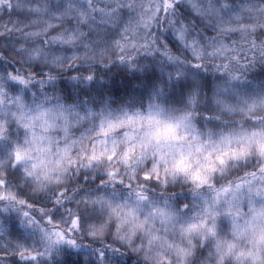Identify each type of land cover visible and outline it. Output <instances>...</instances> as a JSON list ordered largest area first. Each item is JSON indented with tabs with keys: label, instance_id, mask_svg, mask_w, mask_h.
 <instances>
[{
	"label": "clouds",
	"instance_id": "obj_1",
	"mask_svg": "<svg viewBox=\"0 0 264 264\" xmlns=\"http://www.w3.org/2000/svg\"><path fill=\"white\" fill-rule=\"evenodd\" d=\"M0 264H264V0H0Z\"/></svg>",
	"mask_w": 264,
	"mask_h": 264
}]
</instances>
